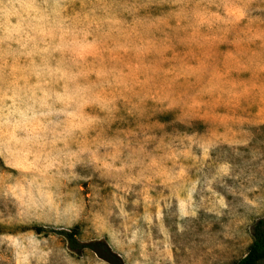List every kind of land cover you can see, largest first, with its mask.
Masks as SVG:
<instances>
[{
  "label": "rangeland",
  "instance_id": "rangeland-1",
  "mask_svg": "<svg viewBox=\"0 0 264 264\" xmlns=\"http://www.w3.org/2000/svg\"><path fill=\"white\" fill-rule=\"evenodd\" d=\"M263 214L264 0H0V264H235Z\"/></svg>",
  "mask_w": 264,
  "mask_h": 264
},
{
  "label": "trees",
  "instance_id": "trees-1",
  "mask_svg": "<svg viewBox=\"0 0 264 264\" xmlns=\"http://www.w3.org/2000/svg\"><path fill=\"white\" fill-rule=\"evenodd\" d=\"M34 230L36 233H40L44 229L41 226H36ZM53 231L64 238L67 247L74 254L78 255L84 250H90L109 264H126L104 239L81 240L76 226L69 229H54ZM250 235L251 243L247 251L235 264H262L264 262V214L252 223Z\"/></svg>",
  "mask_w": 264,
  "mask_h": 264
}]
</instances>
